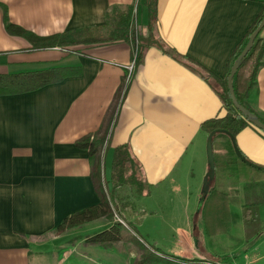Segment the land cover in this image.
Instances as JSON below:
<instances>
[{"label": "crops", "instance_id": "crops-1", "mask_svg": "<svg viewBox=\"0 0 264 264\" xmlns=\"http://www.w3.org/2000/svg\"><path fill=\"white\" fill-rule=\"evenodd\" d=\"M136 3L0 0V75L53 68L80 70L79 75L35 92L0 95V264H65L68 256L77 254L66 241L76 239L83 230L99 233L115 223L101 218L60 235L55 233L65 218L99 203L88 153L74 144L104 125L119 92L121 101L110 127L102 171L115 215L125 219L124 223H138L133 211L137 204L143 207L135 192L110 185L113 149L121 145L130 149L148 184V195L140 197L147 205L163 191L191 208L186 216L188 224L192 211L197 213L202 195L197 191V177L208 172L204 161L208 135L201 125L224 115L215 82L204 76L219 81L225 78L233 53L264 10L261 3L155 0L158 36L183 60L148 47L138 64L128 43L35 50L27 40L8 35L3 24L2 6L10 23L39 37L94 30L107 25V15L113 9H133ZM148 3L139 0L135 9L136 25L143 37H147ZM260 37L264 38V31ZM245 104L264 121V64ZM221 141L225 159L218 164L216 151L214 161L226 176L222 188L218 187L227 197L232 218L224 223L223 232L211 238L210 254L225 252L228 257L222 261L226 264H264V205L260 206V232L252 240L245 241L240 220L241 209L255 203L264 184L258 181L256 188L248 190V182L239 183L226 159L227 142ZM235 142L246 160L264 168L262 132L248 127ZM141 214L140 219L146 217V212ZM193 232L190 238L195 241ZM219 238L226 240L222 246ZM215 240L219 242L216 246ZM220 247L228 250L223 252ZM193 252L195 257L201 256L199 247ZM62 258L66 260L61 263Z\"/></svg>", "mask_w": 264, "mask_h": 264}, {"label": "trees", "instance_id": "trees-1", "mask_svg": "<svg viewBox=\"0 0 264 264\" xmlns=\"http://www.w3.org/2000/svg\"><path fill=\"white\" fill-rule=\"evenodd\" d=\"M262 5L264 6V4ZM148 6L149 19L147 23V37H143L140 34L136 25V18L133 21L131 17V8L124 11L113 9L110 14L107 15V24L114 26L113 28L110 27V34L107 37L89 36L88 34L91 33L92 29H83L72 32L68 31L48 37H39L32 32L26 31L21 27L10 23L7 16V10L2 6L3 24L8 35L27 40L31 44L32 49L35 50L55 47L68 49L77 46L124 42L131 45L132 51L135 55L136 64L141 62L144 51L148 47H156L174 59L183 60L175 51L169 49L158 36L154 10L155 0H149ZM111 14H113L112 17ZM263 18L264 10L256 18L251 28L247 31L243 40L233 53L226 76L222 81L216 80L208 74L204 76L205 79H212L215 82V89L222 103V110L224 111L223 116L210 119L201 125V130L207 135L214 131L222 130L228 132L235 139L241 131L248 127L256 129L234 108L227 88V78L232 66L246 47L251 35L258 28ZM108 25L96 29L107 28ZM263 31L264 29L255 38L252 48L246 57L241 60L239 68L233 77L232 84L237 103L264 124V121L245 104V99L256 86V77L264 64V38L260 37ZM79 74L80 70L53 68L35 73L9 76L0 75V95H20L35 92L43 87L57 84L67 77ZM121 93L122 92H119L116 95L114 104L109 109L110 111L106 116V122L104 121V125L102 124V127L96 133L87 135L76 141L74 144L75 148L87 151L88 153L91 168L90 176L94 189L99 197V203L74 212L65 218L55 229L57 235L97 219L105 218L112 221L114 218L115 210L109 198L107 185L103 180L102 171L104 154L109 145L110 127L114 119L116 107L121 101ZM217 140H225L227 142L228 153L226 159L239 183H247L250 182L254 176H260L264 184V171H256L237 159L233 152L229 137L224 134H217L213 139V146ZM215 168H217L216 165ZM110 185L114 189L124 186L130 187L139 197L148 195V184L142 175L140 166L132 158L130 149L126 145H121L113 149ZM261 205H264V191L256 197L254 204H249L241 209L240 220L244 226L246 242L252 240L260 232ZM201 214L205 226V234L206 237L209 238L210 243L212 242L211 238L213 236L223 232L224 223L232 218V211L227 197L214 187L210 189V192L203 203ZM124 232L126 233V228L115 222L108 229L89 238L88 243L103 248H109L113 244L125 240L123 238ZM143 256L144 264L159 262V259L151 254L146 253Z\"/></svg>", "mask_w": 264, "mask_h": 264}, {"label": "rangeland", "instance_id": "rangeland-1", "mask_svg": "<svg viewBox=\"0 0 264 264\" xmlns=\"http://www.w3.org/2000/svg\"><path fill=\"white\" fill-rule=\"evenodd\" d=\"M138 1L139 0H137L135 8L131 10V17L133 21L136 18L135 9L138 6ZM112 16L113 14H111V17ZM110 27L113 28L114 26L108 25L107 28L94 29L88 35L92 37H107L110 34ZM221 142V140H217L213 149L214 154L216 151L219 152V154L217 155L218 164L225 159V149ZM204 161L205 165L207 166L206 157ZM222 175L223 174L221 173V171L217 168L216 177L211 182L210 189L214 187L222 192L221 181L226 177ZM203 178L204 177H197L196 185L199 194H201ZM261 179L262 178L260 176H254V178H252V180L248 182L246 186L247 189L249 190V188H256V186H258L256 183H258V181H261ZM218 184L221 188L218 187ZM106 185L110 198L111 191L108 187L107 182ZM124 189H126L127 191H132L134 193V190L130 187H125ZM247 193H249V191ZM157 194L158 198L154 199L151 205H147V202L143 198H137L138 201H140V203L143 205V207L137 204V207L134 208L133 211V213L136 214L135 220H138V223L132 221L125 222V224L127 225V227H125L126 233L124 232L123 236L125 240L113 244L109 248H103L88 243L89 238L98 234L97 231L93 230L92 232H89L88 230H83L78 233V235L80 236L76 239H70L69 241H66L67 246H73V248L77 250V254L68 256L69 258H66L67 261H64L66 259L62 258L61 263L64 261L65 264H144L145 262L143 260V255H145L146 253L153 256L161 255L163 257L190 259L195 257V253L193 251L195 250L196 246L199 247L201 256H207L220 260L227 259L228 256L226 257L224 255V251H227L228 249H225L223 247H220V249H222L224 252L223 254L220 255L216 252L210 254L212 242L210 243L209 238H207L205 234V226L201 214L203 204L201 205V203L199 202L197 213H193L192 211L191 221L188 224V222H186V216L188 215V213H191L190 207L185 208L181 204L179 197L169 198L168 193H165L163 191L157 192ZM253 194H255V192ZM123 195H125V193ZM202 198L203 195L200 196V201ZM139 206L140 208H138ZM139 209L143 211H138ZM233 209L234 212L235 210L237 211L236 206H234ZM141 212H146L145 218H139L142 216ZM115 214L116 213L114 212V215ZM140 220L142 221L141 224L143 223L142 226L138 225L140 223ZM123 221H125V219ZM193 229L194 232L192 235L194 236L195 241L190 238V233H192ZM224 238H227V236L225 235ZM224 241L226 242V240L221 241V239L219 238L220 243L218 242V240H215L214 244L215 246L217 243L221 245L224 244ZM194 242H196V245ZM200 243H202V245L204 244V247H202V245L200 246ZM158 261V264L163 263L161 260ZM51 264L55 263L52 262Z\"/></svg>", "mask_w": 264, "mask_h": 264}, {"label": "water", "instance_id": "water-1", "mask_svg": "<svg viewBox=\"0 0 264 264\" xmlns=\"http://www.w3.org/2000/svg\"><path fill=\"white\" fill-rule=\"evenodd\" d=\"M247 1L264 4V0H247ZM263 29H264V18L262 19L258 28L251 35L246 47L244 48V50L242 51V53L240 54V56L238 57V59L236 60L234 65L232 66V68L230 70V74L227 78V88H228L229 94L231 96V101H232L234 108L237 111H239V113L243 117H245L251 125H253L257 130H259L260 132H262L264 134V124L262 122H260L255 116L250 114L246 109H244L242 106H240L237 103L235 95H234L233 84H232L233 77L235 76V74L239 68L241 60L246 57V55L248 54V52L252 48V45H253L255 38L259 35V33ZM217 134H224L227 137H229V140H230V143H231V146H232V149H233V152H234L236 158L239 159L243 164L249 166L250 168H252L256 171H264L263 167H260L258 165H255V164L249 162L248 160H246L242 156L241 152L239 151L238 147L236 146V142H235L234 137L232 135H230L228 132L222 131V130H217V131L210 133L207 136L206 147H205L206 148V159H207V165H208V172L206 173L205 177L203 178V182H202L201 193L203 195V198L200 201L201 205L204 203L205 199L207 198V196L210 192V184L215 178V161H214V152H213V139Z\"/></svg>", "mask_w": 264, "mask_h": 264}, {"label": "built area", "instance_id": "built-area-1", "mask_svg": "<svg viewBox=\"0 0 264 264\" xmlns=\"http://www.w3.org/2000/svg\"><path fill=\"white\" fill-rule=\"evenodd\" d=\"M114 221L121 224L124 227H127L126 224L116 215H114ZM156 258L161 260L162 264H226L220 259L208 258L205 256H197L194 258H175V257H163L161 255H154ZM158 264V263H151Z\"/></svg>", "mask_w": 264, "mask_h": 264}]
</instances>
